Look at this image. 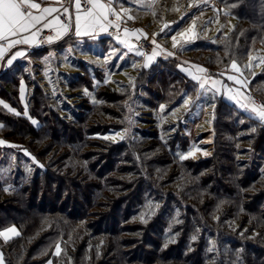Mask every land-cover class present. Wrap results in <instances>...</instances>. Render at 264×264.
Wrapping results in <instances>:
<instances>
[{
  "label": "trees",
  "instance_id": "16d2710c",
  "mask_svg": "<svg viewBox=\"0 0 264 264\" xmlns=\"http://www.w3.org/2000/svg\"><path fill=\"white\" fill-rule=\"evenodd\" d=\"M217 1L232 5L237 22L222 44L197 50L210 70L264 48V0ZM204 51L217 56L204 59ZM70 62L79 70L68 72L62 100L29 67L0 73V138L8 143L0 145V228L20 229L0 237L4 264H264V124L218 95L213 152L181 159L182 139L161 118L188 98L186 114L202 90L176 60L140 68L120 88L97 82L99 69L83 59ZM85 90L90 98L71 104L68 97ZM131 96L142 101L148 125L134 139L103 137L126 126Z\"/></svg>",
  "mask_w": 264,
  "mask_h": 264
},
{
  "label": "rangeland",
  "instance_id": "374dc122",
  "mask_svg": "<svg viewBox=\"0 0 264 264\" xmlns=\"http://www.w3.org/2000/svg\"><path fill=\"white\" fill-rule=\"evenodd\" d=\"M157 1L158 3L156 4ZM142 3L135 10V13L138 14L137 17L142 19V23L128 26L126 28L127 35L124 30L123 35L120 37L118 35L111 36L113 42L109 39L100 40L97 37L96 40L98 41L90 44L87 50H85L83 45L78 44L77 46H68L64 48V51L46 53L43 60L44 64H47L50 59L52 64L47 65L46 69H40L38 66L33 65V79L47 90L52 99L58 97L62 100L61 95L66 91L63 87H65L69 77L74 76L68 72L74 73L79 70L78 66L70 63L73 51H75L74 57L83 59L91 72L94 71V68L104 64V71L109 72V74L102 69L98 70L100 80L97 82L105 84V81H107L108 84L118 88L131 81L140 68H149L152 64L164 58L176 60L174 63L176 69L200 87L201 82L193 80L183 69H187L193 64L202 66L207 70L204 75L201 74L204 77V87H200L202 93L191 109L193 112L189 114L191 112L190 109L186 114L180 112L183 107V109L187 108L184 101L188 100V98H185L182 100L181 105L163 116L162 111L165 109V105H161L158 109V116H162L161 120L171 123L168 129H171L173 133L176 132L179 138L182 139L179 143L180 149H177V154L180 158L184 156V159L198 160L207 157L213 152L215 137L213 130L214 106L218 95H222V98L226 101L241 108L239 103L228 98L239 89L240 95L237 98L241 103L250 97L256 105L264 104V48L258 43L250 58L242 64L236 62L242 70V76L232 69V62L225 69L224 67H218L210 70L202 61L197 60V50L204 44L209 43L213 44L212 46H217L224 42L225 36L230 33L237 22L236 17L230 11L232 5H225L224 2L217 0H154L152 3L148 0H143ZM149 3L153 5V7L150 6L152 7L151 10L148 6ZM165 24L169 25V28L164 29ZM161 27L164 29L163 32H161ZM148 29L151 31L156 29L160 33H158L159 36L149 34ZM180 33H185V36L181 37ZM172 36L177 38L178 46L176 48L173 47ZM189 36L192 37L191 40L185 43ZM142 38L151 43L148 49H141L137 45V40ZM153 39L155 44L152 43ZM78 40L79 43L83 42L82 39ZM124 40H127L132 47L129 48L121 42ZM103 41L106 43L104 46L101 44ZM179 45H184V47L181 48ZM154 48H156L157 55L149 62L148 67H144L146 56L152 55ZM169 52H172L173 55L169 56ZM204 52H201L204 59L208 57L216 58L217 56L212 51ZM138 53H144V55H139ZM55 61H58V63L56 64ZM249 64L251 67H244ZM170 65L166 64V67ZM230 75L246 80V86H241L234 80H229L228 77ZM250 79L251 82L249 83ZM216 80H219L220 83L214 86L213 81ZM87 92L89 93V91ZM83 96L90 98L89 94L81 93V96H70L68 99L73 104V100L79 101ZM91 100H94L93 96ZM25 101L24 97L22 102L25 104ZM141 102L140 99L136 100L131 96L127 108L126 126L108 130L101 135L113 141L137 138L139 135L138 128L142 129L148 125L140 119L149 117L148 114L142 113ZM161 122L159 121L157 124L160 127L163 125ZM23 153L37 162L26 150H23ZM22 165L28 168L29 163L22 162ZM261 169L264 174V162ZM11 227H15L20 233L19 226L16 224L0 228V231ZM9 235L14 237V235ZM58 249L60 252L61 248L57 245L55 253H59ZM0 253H2L1 250ZM45 264H52V262L48 260Z\"/></svg>",
  "mask_w": 264,
  "mask_h": 264
},
{
  "label": "snow or ice",
  "instance_id": "6c2138e0",
  "mask_svg": "<svg viewBox=\"0 0 264 264\" xmlns=\"http://www.w3.org/2000/svg\"><path fill=\"white\" fill-rule=\"evenodd\" d=\"M113 0H109V3L106 5L101 3V0H84L85 5H91L87 7L86 10H82L81 0H75V9L76 14L73 20L72 16L69 14V7L61 4V8L63 10V14L68 16V22H64L61 20L60 16L57 15L52 20H47L46 18L52 13H59L61 8L58 7H41L40 3H36L35 0H0V41H5L8 44L9 48L15 47L18 44L23 45H33L36 43V38L41 30L38 28V25H42L43 28H54L56 31V36H48L46 39L48 42H51L53 39H59L61 36L68 33L69 30L73 28L75 34L77 36L81 35H90L94 34L97 29L101 32L107 31L109 26L113 25V22L109 20V14L117 15V19L119 20V14L115 12V10L111 7ZM135 2V0H133ZM72 0H68V5L70 6ZM150 7L151 4L149 3ZM32 9H37L38 14L31 11ZM125 14H127V10H125ZM131 18V17H129ZM116 27H119V24H115ZM169 28V25L165 24L164 29ZM35 29V31H32ZM164 29H161L163 32ZM142 31V30H135ZM31 33L30 35H24L25 33ZM125 34L127 35V29H125ZM181 37L185 36V33L179 34ZM191 36H189L188 40L185 43H188L191 40ZM173 47L176 48L177 38L176 36H172ZM126 46L131 48L132 46L128 44L127 40L121 41ZM152 43L155 44V40H152ZM159 47V45H157ZM179 47H184V45H179ZM7 49L0 44V58H3ZM139 55H144V53H138ZM157 55L156 48L153 49L152 55L146 56L144 67H148L149 62H151L154 57ZM169 56H172L173 53L169 52ZM25 56V52L17 51L14 55L11 56L10 59L7 60V64L11 65L13 61H15L19 57ZM231 67L237 73L243 75L241 68L237 65L236 61L233 60ZM245 68L251 67V65H245ZM187 72V74L196 81H200V87H204V77L201 74L206 73V69L202 66L198 65H190L189 68L183 69ZM229 80H234L237 84L241 86H246L247 81L240 79L236 76L230 75L228 77ZM107 83V81H105ZM220 81H213V85L219 84ZM23 91V89H22ZM85 95L89 93L85 90ZM240 95L239 89H237L236 93L229 96L230 100L236 101L240 104V107L245 109V111L249 112L250 115L255 118L258 122L264 124V104L256 105L254 101L249 97L245 102L241 103L237 98ZM2 103V102H0ZM184 103L187 105L189 103L188 100H185ZM5 107H8L5 105ZM11 111H14L10 109ZM19 115L20 113H16ZM27 115V113H25ZM32 123H36V121H32ZM2 127V125H0ZM123 139V137H121ZM5 142L0 140V144H4ZM191 154V153H189ZM207 155V153H205ZM184 156H181V159H184ZM7 190V189H5ZM18 236L20 233L16 230L15 227L8 228L6 230L0 231V237H2L5 241L9 240L10 235ZM59 252V249H58ZM0 264H4L3 254L0 253Z\"/></svg>",
  "mask_w": 264,
  "mask_h": 264
},
{
  "label": "crops",
  "instance_id": "0c3cea01",
  "mask_svg": "<svg viewBox=\"0 0 264 264\" xmlns=\"http://www.w3.org/2000/svg\"><path fill=\"white\" fill-rule=\"evenodd\" d=\"M148 1H150L152 3L154 0H148ZM35 2L40 3L41 7H50L51 6V7L61 8V4L64 5L65 0H35ZM142 2H143V0H135V2H133V0H113L111 7L115 10V12L117 14H119L120 19L118 20L117 15L110 13L108 18L110 21L113 22V25L109 26L107 31H104V32H101L99 29H97L94 34L77 36L75 34L74 25H73V28L71 30H69L67 34L61 36L59 39H53L51 42H48L47 39H45V43H41V41L39 39V34L37 35L36 43L33 45L18 44L15 47L9 48L7 42L0 41V44H2L7 49L4 57L0 58V73L5 72V71H17L19 73L20 72L19 68L25 66L26 68L29 67V70L27 72L33 78L34 77V75L32 74V70H33L32 66L33 65L38 66L40 69H42V68L46 69L47 65L49 66L52 64L51 59L49 60V62L47 64H44L43 60L45 58L46 53H54V52L64 51V48H66L68 46H77L78 44L83 45L85 50H87L88 47H90V44H93V43H95V41L96 42L98 41V40H96L97 37L100 40L101 39H104V40L109 39L110 41L113 42V40L111 39L112 38L111 36L118 35L120 37L121 35H123L124 30L128 26H130L132 24H141L142 23V19L138 18L137 17L138 14L135 13L136 8L140 7L143 4ZM101 3H104L107 5L109 3V0H101ZM157 3H158V1L156 2V4ZM151 6L153 7L152 4H151ZM68 7H69V14L72 16V18L74 20L75 14H76L75 0H72L71 5ZM152 7H150V10ZM82 10H86V9L82 8ZM125 10H127V14H125ZM31 11L38 14L37 9H32ZM61 13H63L62 8H61V11L59 13H52L46 19L52 20L57 15H59L61 18ZM142 14H144V13H142ZM129 17H131V18H129ZM61 20L63 21L62 18H61ZM117 23L119 24V27L115 26V24H117ZM37 27L42 28L44 30H53L56 34V31L54 28H43L42 25H38ZM161 29H163V27H161ZM32 31H35V29H32ZM148 32H149V34L154 35V36H159V34H160L156 29H155V31H151L150 29H148ZM30 34L31 33L29 32V33H25L24 35H30ZM67 35H70V37L73 40V43H71L70 45L61 43V42H63L64 38ZM78 39H82L83 42L79 43ZM104 42L105 41H103L101 43L103 46L106 44ZM115 45H117V44H115ZM17 51L25 52V56L17 58L15 61H13V63L11 65H8L7 60L10 59L11 56L14 55L15 52H17ZM74 54H75V51H73L71 53V57H74ZM55 63L57 64L58 61H55ZM103 66H104V64H102V66H99L97 68L99 70L102 69L104 71ZM104 72L109 74V72H106V71H104ZM22 88H23V91H22ZM27 93H28L27 82H26L25 78L23 76H21L20 80H19V96H20L21 102L23 101L24 97L26 100ZM0 102H2L0 104H3V100L1 98H0ZM25 104H26V101H25ZM192 112H193V110H191V112L189 114H191ZM0 140L5 142L4 144H0V145L8 144L5 140H3L1 138H0Z\"/></svg>",
  "mask_w": 264,
  "mask_h": 264
},
{
  "label": "built area",
  "instance_id": "2783aa9c",
  "mask_svg": "<svg viewBox=\"0 0 264 264\" xmlns=\"http://www.w3.org/2000/svg\"><path fill=\"white\" fill-rule=\"evenodd\" d=\"M69 6L68 5V0H65L64 2V6ZM90 5H85L84 0H81V7L83 9H86L87 7H89ZM61 18L63 19L64 22H68V16L64 15L63 13H61ZM41 30L39 31V39L41 41V43H45V39L48 36H52L55 37V32L53 30H44L42 28H40ZM150 42L146 39H139L137 40V45L141 48V49H148L150 47Z\"/></svg>",
  "mask_w": 264,
  "mask_h": 264
}]
</instances>
